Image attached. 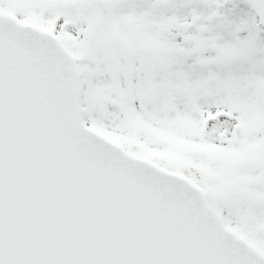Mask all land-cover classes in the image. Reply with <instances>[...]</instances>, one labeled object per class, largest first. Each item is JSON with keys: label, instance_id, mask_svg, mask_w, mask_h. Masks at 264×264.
<instances>
[{"label": "snow or ice", "instance_id": "6c2138e0", "mask_svg": "<svg viewBox=\"0 0 264 264\" xmlns=\"http://www.w3.org/2000/svg\"><path fill=\"white\" fill-rule=\"evenodd\" d=\"M0 264H264V0H0Z\"/></svg>", "mask_w": 264, "mask_h": 264}]
</instances>
